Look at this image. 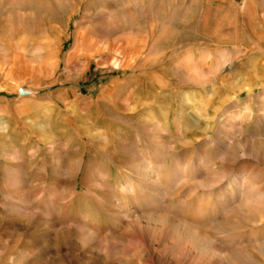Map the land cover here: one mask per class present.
I'll return each mask as SVG.
<instances>
[{
	"label": "rangeland",
	"instance_id": "rangeland-1",
	"mask_svg": "<svg viewBox=\"0 0 264 264\" xmlns=\"http://www.w3.org/2000/svg\"><path fill=\"white\" fill-rule=\"evenodd\" d=\"M0 264H264V0H0Z\"/></svg>",
	"mask_w": 264,
	"mask_h": 264
},
{
	"label": "bare ground",
	"instance_id": "bare-ground-1",
	"mask_svg": "<svg viewBox=\"0 0 264 264\" xmlns=\"http://www.w3.org/2000/svg\"><path fill=\"white\" fill-rule=\"evenodd\" d=\"M180 227V226H179ZM180 239V238H179ZM194 240V239H193Z\"/></svg>",
	"mask_w": 264,
	"mask_h": 264
}]
</instances>
